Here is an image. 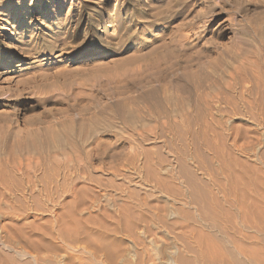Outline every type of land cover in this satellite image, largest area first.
I'll return each mask as SVG.
<instances>
[{
	"label": "rangeland",
	"instance_id": "1",
	"mask_svg": "<svg viewBox=\"0 0 264 264\" xmlns=\"http://www.w3.org/2000/svg\"><path fill=\"white\" fill-rule=\"evenodd\" d=\"M0 13V264H264V0Z\"/></svg>",
	"mask_w": 264,
	"mask_h": 264
},
{
	"label": "bare ground",
	"instance_id": "2",
	"mask_svg": "<svg viewBox=\"0 0 264 264\" xmlns=\"http://www.w3.org/2000/svg\"><path fill=\"white\" fill-rule=\"evenodd\" d=\"M0 15H1V13H0ZM75 57H76V55H75ZM69 62H71V61H73V59H69L68 60ZM258 71V70H257ZM260 76V75H259ZM259 84V83H258ZM257 85V84H256ZM263 86V85H262ZM255 88V87H254ZM264 88V87H263ZM258 89H256V91H257ZM260 90V89H259ZM239 131V130H238ZM59 141V140H58ZM206 147H207V149L210 151V152H212L213 153V155L215 156V158L218 160V162L220 163V166H221V171H222V173L223 174H229V176L233 173L232 172V167H235L236 165H238L239 163H238V161L236 160V159H233V158H231V157H228L227 159H226V157H225V153L222 151V149H218V147H214V146H212L211 145V143H209L208 141L206 142ZM226 152V151H225ZM227 154V153H226ZM230 156V155H229ZM232 172V173H231ZM234 174V173H233ZM235 177H236V183H240V184H242V185H244V187H245V184L243 183V181H242V179L244 178L243 177V175L242 174H239V176H236V174H235ZM190 178V177H189ZM197 184H199V183H197ZM187 186L189 187V189H190V192H193L194 193V186H196V184L194 185L193 184V180H190V181H188L187 182ZM237 188H238V186H237ZM241 188H242V186H241ZM246 189H248V188H246ZM235 190V189H234ZM192 196H193V194H191ZM237 205V204H236ZM260 214V213H259ZM262 216V215H261ZM245 217V216H244ZM246 218H247V216H246ZM259 222V221H258ZM248 252V251H247ZM256 257V256H255Z\"/></svg>",
	"mask_w": 264,
	"mask_h": 264
}]
</instances>
